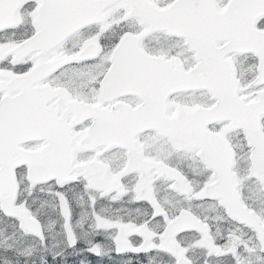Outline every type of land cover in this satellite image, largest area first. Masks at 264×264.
Segmentation results:
<instances>
[{
	"label": "snow or ice",
	"instance_id": "1",
	"mask_svg": "<svg viewBox=\"0 0 264 264\" xmlns=\"http://www.w3.org/2000/svg\"><path fill=\"white\" fill-rule=\"evenodd\" d=\"M0 264H264V0H0Z\"/></svg>",
	"mask_w": 264,
	"mask_h": 264
}]
</instances>
